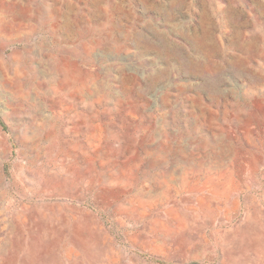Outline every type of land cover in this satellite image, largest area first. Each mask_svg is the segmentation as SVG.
Instances as JSON below:
<instances>
[{
    "label": "rangeland",
    "instance_id": "1",
    "mask_svg": "<svg viewBox=\"0 0 264 264\" xmlns=\"http://www.w3.org/2000/svg\"><path fill=\"white\" fill-rule=\"evenodd\" d=\"M0 264H264V0H0Z\"/></svg>",
    "mask_w": 264,
    "mask_h": 264
}]
</instances>
